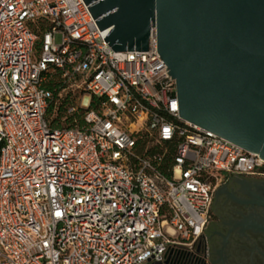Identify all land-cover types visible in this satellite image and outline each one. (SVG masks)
<instances>
[{
	"label": "built area",
	"instance_id": "built-area-1",
	"mask_svg": "<svg viewBox=\"0 0 264 264\" xmlns=\"http://www.w3.org/2000/svg\"><path fill=\"white\" fill-rule=\"evenodd\" d=\"M88 7L0 0V264L206 260L218 186L264 161L179 117L154 30L114 52ZM67 92L74 118L50 128Z\"/></svg>",
	"mask_w": 264,
	"mask_h": 264
},
{
	"label": "water",
	"instance_id": "water-1",
	"mask_svg": "<svg viewBox=\"0 0 264 264\" xmlns=\"http://www.w3.org/2000/svg\"><path fill=\"white\" fill-rule=\"evenodd\" d=\"M83 2L114 52H148L154 30L179 117L264 161V0Z\"/></svg>",
	"mask_w": 264,
	"mask_h": 264
},
{
	"label": "flooded vegetation",
	"instance_id": "flooded-vegetation-1",
	"mask_svg": "<svg viewBox=\"0 0 264 264\" xmlns=\"http://www.w3.org/2000/svg\"><path fill=\"white\" fill-rule=\"evenodd\" d=\"M204 236L207 259L195 256L183 264H264V171L220 183Z\"/></svg>",
	"mask_w": 264,
	"mask_h": 264
},
{
	"label": "trees",
	"instance_id": "trees-1",
	"mask_svg": "<svg viewBox=\"0 0 264 264\" xmlns=\"http://www.w3.org/2000/svg\"><path fill=\"white\" fill-rule=\"evenodd\" d=\"M45 86L49 90L53 89L51 81H49ZM53 96L54 104L52 103V105L47 110L46 121L50 128H68L74 116H69L65 113V107L68 104L67 98L65 97V99H60V101L63 100V103H61L60 101L57 102L56 93H54Z\"/></svg>",
	"mask_w": 264,
	"mask_h": 264
},
{
	"label": "rangeland",
	"instance_id": "rangeland-1",
	"mask_svg": "<svg viewBox=\"0 0 264 264\" xmlns=\"http://www.w3.org/2000/svg\"><path fill=\"white\" fill-rule=\"evenodd\" d=\"M67 93H69V94H67L68 96H67V102H68V104L70 103V102H73V98H71L72 96H73V93H71V92H67ZM65 97H66V94L64 93V94H62V99H65ZM60 101V100H59ZM61 103H63V100H61L60 101ZM59 102V103H60ZM66 105V104H65Z\"/></svg>",
	"mask_w": 264,
	"mask_h": 264
},
{
	"label": "crops",
	"instance_id": "crops-1",
	"mask_svg": "<svg viewBox=\"0 0 264 264\" xmlns=\"http://www.w3.org/2000/svg\"><path fill=\"white\" fill-rule=\"evenodd\" d=\"M207 234V233H206Z\"/></svg>",
	"mask_w": 264,
	"mask_h": 264
}]
</instances>
